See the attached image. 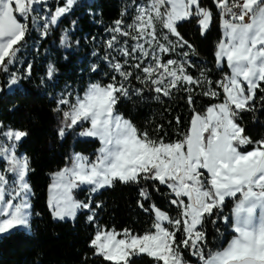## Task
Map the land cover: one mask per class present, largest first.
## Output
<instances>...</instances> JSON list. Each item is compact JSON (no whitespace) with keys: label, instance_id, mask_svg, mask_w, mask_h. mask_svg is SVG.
I'll use <instances>...</instances> for the list:
<instances>
[{"label":"snow or ice","instance_id":"1","mask_svg":"<svg viewBox=\"0 0 264 264\" xmlns=\"http://www.w3.org/2000/svg\"><path fill=\"white\" fill-rule=\"evenodd\" d=\"M43 2L0 0V69L3 71L7 72L8 66L15 63L26 40L29 24L22 21H28L36 12L34 6ZM76 2L65 0L63 6L45 18L43 35ZM216 6L220 9L223 28V38L215 52L217 66L222 67L226 62L230 72L215 82V88L203 71L199 78L188 74L187 67L192 65L187 60L163 59V54L175 53L177 49L193 50L178 32V22L196 17L203 34L212 23L211 11L202 7L200 0H148L146 5L136 8L132 23L127 25L131 31L125 30L123 20L115 21V27L109 30L135 41L130 48L117 49L126 58L123 62L115 57L109 60L120 79L113 75L110 83H91L74 100L69 99V93L57 102L56 111H62L60 105L67 106L62 111L58 135L63 138L66 130L88 124L79 135L98 139L101 147L95 159L74 154L71 166L53 175L49 207L54 219L75 218L79 210L90 209L89 203L75 198V189L88 186L95 193L116 181L124 184L158 181L171 190L175 196L171 203L180 209L173 218L153 205V230L142 235L128 229L117 231L97 226L90 247L94 249L93 255L109 264H134L132 257L140 254L154 258L156 264H189L184 249L197 257L200 264H264V140L253 141L237 123L240 112L254 109L252 102L257 90L264 92L261 87L264 0H216ZM106 43L109 49H114L119 43L117 35H112ZM180 55L187 57L189 53ZM127 58L138 61L131 67L140 69L143 75H136L135 79L153 86L152 90L158 94L156 99L160 98L159 94L170 97L174 89L191 93L194 90L191 86L203 87L202 94L212 98L220 96L216 90L220 89L224 99L209 106L204 115L194 113L183 139L165 142L163 138H152L116 110L121 99L130 98L128 84L133 72L125 68L129 64ZM149 58L151 62L142 67ZM55 71L50 65L49 79ZM10 83L17 84L18 78L13 75ZM135 91L139 94L143 90ZM260 99L264 100V96ZM188 102L193 103L191 94ZM27 135L26 131L10 129L2 133L7 142L0 140V160L5 165L0 169V235L31 228L28 200L31 187L27 179L30 161L16 151L17 142ZM246 145L254 147L242 150ZM140 195L148 199L143 188ZM228 200L235 202L231 220L220 215ZM140 206L143 208V204ZM213 216L230 224L234 235L226 246L206 253L204 224ZM88 220L92 222L94 215ZM178 232L183 233V239H177Z\"/></svg>","mask_w":264,"mask_h":264},{"label":"trees","instance_id":"2","mask_svg":"<svg viewBox=\"0 0 264 264\" xmlns=\"http://www.w3.org/2000/svg\"><path fill=\"white\" fill-rule=\"evenodd\" d=\"M139 1L148 0H77L58 24L49 27L46 36L42 28L45 18L50 17L58 5L63 6L65 0L36 4V12L28 21H22L29 24L26 40L8 71L0 69V122L1 131L13 127L28 133L19 142L18 151L24 152L30 161L31 171L27 178L32 188L31 230L16 229L0 236V264H109L102 257L93 255L94 249L90 247L97 226L117 231L128 229L142 235L153 230V205L173 218L179 215L180 209L171 203L175 199L171 190L151 180L139 184L116 181L113 186L95 193L91 205L95 210L92 222L88 220L89 211H80L73 219H54L48 204L53 173L67 165L74 152L93 158L100 146L98 139L78 137L79 126L66 130L63 138L58 135L62 111L67 110V106L60 105L62 111H56L57 102L69 93V99L74 100L91 83H110L113 75L120 79L111 69L109 60L115 55L123 62L125 57L116 52L108 54L105 42L112 37L109 30L115 21L123 20L134 12ZM200 5L212 13L210 27L202 34L198 18L179 22L177 30L193 50L185 47L169 56L187 60L192 65L187 67V72L194 78H199L203 71L215 88V82L230 72L226 64L222 67L216 65L215 52L223 34L222 20L215 0H200ZM65 35L67 39H64ZM181 52L189 55L183 57ZM137 62L129 59V64L125 65L126 70L133 72L128 84L130 98L121 99L116 110L140 132H147L152 138H163L165 142L183 139L194 113L204 115L209 106L224 99L220 89H216L220 96L212 98L203 95L204 88L197 86H191L194 89L191 93L174 89L170 97L159 94L160 98L156 99L158 94L152 90L153 86L135 79L136 75H143L140 69L131 67ZM50 65L56 69L51 79L47 76ZM143 66H147V60ZM13 75L18 78L15 85L10 83ZM261 87H264V82ZM136 89L143 91L137 94ZM189 94L193 98L191 104L188 102ZM261 96L264 92L257 90L252 102L254 109L240 112L237 118L244 135L253 141L264 140V100L260 99ZM253 147L246 145L242 150H252ZM142 188L147 191L148 199L140 195ZM234 203L226 201L220 215L231 220ZM213 219L216 223H212ZM204 231L206 253L226 246L234 235L230 224L216 216L206 219ZM183 238V233L178 232L177 239ZM183 254L189 263L200 264L189 250L184 249ZM132 260L134 264H156L154 258L147 254L134 256Z\"/></svg>","mask_w":264,"mask_h":264},{"label":"rangeland","instance_id":"3","mask_svg":"<svg viewBox=\"0 0 264 264\" xmlns=\"http://www.w3.org/2000/svg\"><path fill=\"white\" fill-rule=\"evenodd\" d=\"M45 1H47V0H44V2ZM56 2L57 1H59V0H55ZM148 3V1L147 2H143V1H139V2H137V4L135 5V8H134V12H132V13H129L124 19H123V22H124V24H123V27L125 28V30H128V31H131V29H128L127 28V25L128 24H131L132 23V20H133V18H134V16L136 15V8L139 6V5H146ZM38 5V4H37ZM38 7V6H37ZM58 7H61V6H57V8ZM55 12V11H54ZM179 23V22H178ZM113 27H115V24L112 26V28ZM222 30H223V28H222ZM206 32V31H205ZM204 32V33H205ZM112 33V32H111ZM117 35V39H118V41H119V43L116 45V47L114 48V49H109L108 47H107V41L105 42V49H106V51H107V53L108 54H115V52L116 53H118V54H120L118 51H117V49H119V48H121V47H131L134 43H135V41H133V40H131V38L130 37H124V36H120L119 34H116V33H112V35ZM222 38H223V34H222ZM171 39H173V38H171ZM124 41H127V44H124ZM142 42V41H141ZM161 42H163V41H161ZM145 47H148V45H145ZM150 51H151V49H149ZM170 55V53H168V54H163V59L166 61L167 59H174V60H178V59H175V57H172V56H169ZM114 57H115V55H114ZM116 59V58H115ZM126 59V58H125ZM127 59H131V58H127ZM151 61H150V58H149V60H147V65H148V63H150ZM0 89H1V87H0ZM83 94V93H82ZM81 94V95H82ZM215 104H218V103H215ZM120 114V113H119ZM126 119V118H125ZM128 120V119H127ZM88 126H90V125H88V124H85V125H83V126H79V129L77 130V132H78V137H81V138H87V139H96V138H92V137H84V136H80L79 135V133L83 130V128H86V127H88ZM1 127H2V123L0 122V140H4L5 142H7L6 140H5V138L2 136V133L3 132H5V131H8V130H16V129H14L13 127H6V128H4L2 131H1ZM18 144H19V142H17V149H16V151H17V154L18 155H20V156H26V154L24 153V152H19L18 151ZM101 147V144H100V146H99V148ZM98 148V149H99ZM82 154V155H84V156H87V157H89L90 159H95V156L98 154V150H97V152H96V154H94V157L93 158H91L90 156H88V155H85V154H83V153H81V152H74L73 154H72V157L74 156V154ZM5 165H4V162L2 161V160H0V169H2L3 167H4ZM69 166H71V161L67 164V165H65L62 169H64L65 167H69ZM62 169H60V170H62ZM60 170H58V171H56V172H54L53 173V175L55 174V173H57V172H59ZM9 175H11V174H9ZM28 179V178H27ZM29 182V181H28ZM30 184V183H29ZM52 184H53V178H52V181H51V183H50V185H49V190H48V204H49V199H50V187L52 186ZM30 187H31V185H30ZM102 190V189H101ZM101 190H99L98 192H100ZM98 192H95V193H98ZM95 193H92V192H90L89 191V189H88V186H81L80 188H77V189H75L74 190V196H75V198L77 199V200H79V201H82V202H84V203H89L90 204V209H81V210H79L78 212H80V211H89V213H90V215H94L95 214V210L92 208V197H93V195L95 194ZM28 200H29V202H30V204H31V209H30V212L32 213V188H31V193L29 194V196H28ZM18 202V201H17ZM234 207V206H233ZM51 210V209H50ZM52 211V210H51ZM52 214H53V212H52ZM231 215H232V212H231ZM65 219H73V218H65ZM30 221H31V218H30ZM18 229H23V228H18ZM23 230H26V231H30L31 230V228H30V230L29 229H23ZM111 230V229H110ZM3 235V234H2ZM1 236V235H0ZM119 238V237H118ZM189 264H192V263H189Z\"/></svg>","mask_w":264,"mask_h":264},{"label":"crops","instance_id":"4","mask_svg":"<svg viewBox=\"0 0 264 264\" xmlns=\"http://www.w3.org/2000/svg\"><path fill=\"white\" fill-rule=\"evenodd\" d=\"M224 64H226V62H225ZM216 65H217V60H216ZM229 70H230V69H229Z\"/></svg>","mask_w":264,"mask_h":264},{"label":"built area","instance_id":"5","mask_svg":"<svg viewBox=\"0 0 264 264\" xmlns=\"http://www.w3.org/2000/svg\"><path fill=\"white\" fill-rule=\"evenodd\" d=\"M215 2H216V0H215ZM217 7V6H216ZM219 11H220V9L219 8H217Z\"/></svg>","mask_w":264,"mask_h":264}]
</instances>
